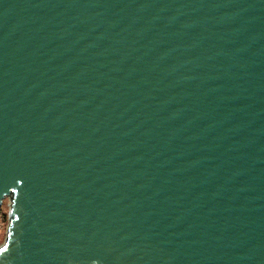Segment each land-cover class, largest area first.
Listing matches in <instances>:
<instances>
[{"label":"water","instance_id":"95a60500","mask_svg":"<svg viewBox=\"0 0 264 264\" xmlns=\"http://www.w3.org/2000/svg\"><path fill=\"white\" fill-rule=\"evenodd\" d=\"M0 264H264V0H0Z\"/></svg>","mask_w":264,"mask_h":264},{"label":"rangeland","instance_id":"374dc122","mask_svg":"<svg viewBox=\"0 0 264 264\" xmlns=\"http://www.w3.org/2000/svg\"><path fill=\"white\" fill-rule=\"evenodd\" d=\"M9 208L10 197L7 196L2 200V203L0 204V246L4 244L7 235V228L9 223Z\"/></svg>","mask_w":264,"mask_h":264}]
</instances>
